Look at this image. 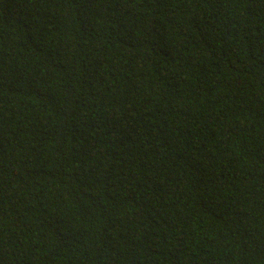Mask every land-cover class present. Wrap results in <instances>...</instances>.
Returning <instances> with one entry per match:
<instances>
[{
	"label": "trees",
	"instance_id": "trees-1",
	"mask_svg": "<svg viewBox=\"0 0 264 264\" xmlns=\"http://www.w3.org/2000/svg\"><path fill=\"white\" fill-rule=\"evenodd\" d=\"M0 264H264V0H0Z\"/></svg>",
	"mask_w": 264,
	"mask_h": 264
}]
</instances>
